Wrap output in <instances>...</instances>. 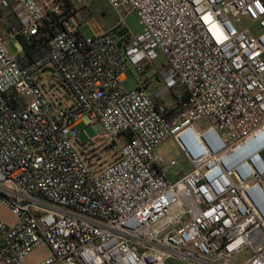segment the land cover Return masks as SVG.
I'll list each match as a JSON object with an SVG mask.
<instances>
[{
    "label": "built area",
    "instance_id": "2783aa9c",
    "mask_svg": "<svg viewBox=\"0 0 264 264\" xmlns=\"http://www.w3.org/2000/svg\"><path fill=\"white\" fill-rule=\"evenodd\" d=\"M70 1L63 13L60 0H0L6 38L46 50L20 66L0 36V203L16 216L0 222V264L41 243L40 264H264V0H105L118 25L93 37L78 29L84 0ZM122 8L141 32L120 29ZM243 17L259 34L230 19ZM156 62L162 90L125 89L129 65ZM48 65L73 96L67 111L38 83ZM81 123L123 140L111 164L75 149ZM170 138L191 168L174 180L176 161L156 152Z\"/></svg>",
    "mask_w": 264,
    "mask_h": 264
},
{
    "label": "rangeland",
    "instance_id": "374dc122",
    "mask_svg": "<svg viewBox=\"0 0 264 264\" xmlns=\"http://www.w3.org/2000/svg\"><path fill=\"white\" fill-rule=\"evenodd\" d=\"M8 9H5L7 12ZM120 15L123 17V25L121 28H127L131 33L138 34L142 30V25L135 12L129 8L120 9ZM79 33L83 37H93L117 27L118 16L111 9L105 0H84V5L80 8ZM234 26L238 30L248 29L254 35L259 34L257 24L251 23L247 18H241L240 22H235L230 18ZM113 34V33H112ZM6 48L12 57H17V53L13 48V40L7 39ZM162 69L159 62L152 67H145L143 74H138L133 66L129 65L125 72V89L133 90L138 84L144 82L143 89L153 95L155 92L164 88V82L158 72ZM45 97L65 111L74 104V99L69 90L62 83L57 73L53 71L51 65L42 72V77L38 80ZM176 92H182L180 87L175 89ZM163 98L173 102L170 93H166ZM198 128L205 129L207 123L202 121L197 124ZM78 137L75 140V149L82 155L87 164L93 165L96 169L104 168L111 164L117 157L119 147L123 140L118 138L112 140L107 137L105 131L100 124L85 125V123L76 126ZM157 154L166 158L167 161H176V166L172 167L167 173L188 172V162L185 160L183 153L180 151L175 141L170 138L162 143L156 150ZM170 177V176H169ZM171 179V178H170ZM0 222L7 226H12L16 222V216L12 211L0 203ZM51 257V251L45 243H41L36 249L29 252L22 260V264H40ZM245 259L244 253L234 255L233 261L241 263ZM169 264H183L178 261H169Z\"/></svg>",
    "mask_w": 264,
    "mask_h": 264
},
{
    "label": "crops",
    "instance_id": "0c3cea01",
    "mask_svg": "<svg viewBox=\"0 0 264 264\" xmlns=\"http://www.w3.org/2000/svg\"><path fill=\"white\" fill-rule=\"evenodd\" d=\"M12 23H14V18L10 13V11L7 10V12H5V10H0V36L5 39V48L7 43L6 32L10 24ZM21 40H23V42H26L28 44V38L26 37L13 40V48L17 53L18 64L20 66H26L33 59L43 55L46 51L44 45H40L38 48H36V50L29 47L27 50H24L23 45L20 43ZM182 173H185L184 170H181L180 172H173L170 174L168 172L167 177L169 180H174L178 175H181Z\"/></svg>",
    "mask_w": 264,
    "mask_h": 264
},
{
    "label": "trees",
    "instance_id": "16d2710c",
    "mask_svg": "<svg viewBox=\"0 0 264 264\" xmlns=\"http://www.w3.org/2000/svg\"><path fill=\"white\" fill-rule=\"evenodd\" d=\"M60 6L63 9V13H67L73 10V5L70 0H60ZM57 25H58L57 22L55 23L47 22L45 24L43 31L48 34L47 36H51L53 34L52 32L53 29ZM20 43L23 45L24 50H27L28 47L36 50V48H38L40 45L45 46V40L40 39V38H35V37L28 38V44L26 42H23V40H21Z\"/></svg>",
    "mask_w": 264,
    "mask_h": 264
}]
</instances>
